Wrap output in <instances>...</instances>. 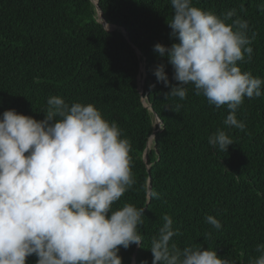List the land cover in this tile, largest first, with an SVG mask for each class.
<instances>
[{
  "label": "trees",
  "instance_id": "16d2710c",
  "mask_svg": "<svg viewBox=\"0 0 264 264\" xmlns=\"http://www.w3.org/2000/svg\"><path fill=\"white\" fill-rule=\"evenodd\" d=\"M98 4L105 26L93 0H0V115L15 109L42 120L47 100L59 96L69 104H94L106 120L116 122L131 143L136 182L113 210L126 203L144 207L142 246L121 247L122 264H152L151 241L165 214L180 229L173 237L178 247H210L220 258L249 264L261 255L257 245L264 244V95L245 98L240 106L243 131L225 125L227 107L210 105L191 84L186 99H165L170 88L157 82L155 68L164 64L170 83L178 82L167 54L161 57L154 45L178 42L167 23L173 15L170 0ZM193 6L221 18L234 11L229 24L247 21V35L255 33L252 59L245 56L238 66L264 79V0H193ZM218 129L234 141L227 152L208 143ZM208 215L222 228L207 223ZM37 259L33 254L26 264Z\"/></svg>",
  "mask_w": 264,
  "mask_h": 264
},
{
  "label": "clouds",
  "instance_id": "9594fccd",
  "mask_svg": "<svg viewBox=\"0 0 264 264\" xmlns=\"http://www.w3.org/2000/svg\"><path fill=\"white\" fill-rule=\"evenodd\" d=\"M170 4L167 23L178 42L154 45L161 57L167 54L178 82L170 83L164 64L155 68L157 82L170 88L165 99H186L191 84L210 105L227 107L225 125L245 130L237 118L240 106L245 98L264 95V79L238 66L245 56L252 59L255 33L247 35V21L227 23L234 11L221 18L193 6V0ZM47 105L42 120L15 109L0 115V264H26L33 254L37 264H122L120 248L143 241L144 207L126 203L113 210L136 182L131 143L94 104L52 96ZM208 143L227 152L234 141L218 129ZM152 195L159 198L155 191ZM205 219L222 228L214 216ZM162 220L151 241L152 264H235L210 247H178L173 237L180 229L170 215ZM256 251L261 255L249 264H264V244Z\"/></svg>",
  "mask_w": 264,
  "mask_h": 264
},
{
  "label": "water",
  "instance_id": "95a60500",
  "mask_svg": "<svg viewBox=\"0 0 264 264\" xmlns=\"http://www.w3.org/2000/svg\"><path fill=\"white\" fill-rule=\"evenodd\" d=\"M93 1H94V3L96 4L97 9H98L101 13H103V11L101 10V7H100L99 4H98V0H93ZM99 20H100V18H99ZM100 21H101V20H100ZM102 23H103L104 26L106 25L104 21H103ZM125 31H126V30L124 29V32H125ZM140 72H141V71H140ZM138 79H139V90H140V92L142 93V92H143V89H142L141 84H140V75L138 76ZM144 80H145V77H143V82H144ZM143 102H144L145 106H148L149 108H151V109L153 110L152 105H151L149 102H147L144 98H143ZM154 115H155V122H156L157 124H160V123H161V120H160L159 116L157 115V113H156L155 111H154ZM153 134H154V132H153ZM152 136H154V135H152ZM152 136H151V137H152ZM145 159H146V154H145ZM149 190H151V182H150V181H149ZM135 255H136V254H134V257H135ZM134 264H136L135 261H134Z\"/></svg>",
  "mask_w": 264,
  "mask_h": 264
},
{
  "label": "bare ground",
  "instance_id": "6f19581e",
  "mask_svg": "<svg viewBox=\"0 0 264 264\" xmlns=\"http://www.w3.org/2000/svg\"><path fill=\"white\" fill-rule=\"evenodd\" d=\"M98 13H99V16L102 17L103 21H105L106 23H108V22L105 20V18H104V16H103V13H101L99 10H98ZM106 23H105V24H106ZM110 24H111V23H109L108 25H110ZM106 25H107V24H106ZM110 26H113V24L110 25ZM113 28H114V26H113L112 28H108V29H113ZM141 68L143 69V74H141V72H140V84H141V87H142V89H143V85H144L143 77L145 76L144 65H143V67H142V66L140 67V71H141ZM153 138H154V137H152V138L150 139V141H149V143H148V145H147V148H150V146H149L150 142H151V146H152Z\"/></svg>",
  "mask_w": 264,
  "mask_h": 264
},
{
  "label": "rangeland",
  "instance_id": "374dc122",
  "mask_svg": "<svg viewBox=\"0 0 264 264\" xmlns=\"http://www.w3.org/2000/svg\"><path fill=\"white\" fill-rule=\"evenodd\" d=\"M113 27V26H112ZM112 27H110V28H112ZM142 64L144 65V63L142 62ZM143 65H142V67H143ZM144 70H145V65H144ZM145 77V76H144ZM151 147V146H150Z\"/></svg>",
  "mask_w": 264,
  "mask_h": 264
}]
</instances>
